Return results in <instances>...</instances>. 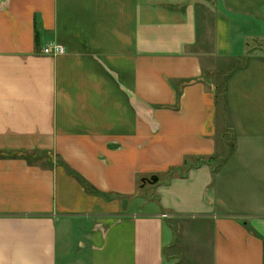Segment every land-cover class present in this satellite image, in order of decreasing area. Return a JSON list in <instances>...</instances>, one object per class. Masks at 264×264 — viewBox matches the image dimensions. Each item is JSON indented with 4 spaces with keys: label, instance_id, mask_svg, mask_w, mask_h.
Instances as JSON below:
<instances>
[{
    "label": "crops",
    "instance_id": "obj_1",
    "mask_svg": "<svg viewBox=\"0 0 264 264\" xmlns=\"http://www.w3.org/2000/svg\"><path fill=\"white\" fill-rule=\"evenodd\" d=\"M214 65L228 104L240 87L228 153ZM248 70L264 79V0H0V264H165L179 222L211 264H264Z\"/></svg>",
    "mask_w": 264,
    "mask_h": 264
},
{
    "label": "rangeland",
    "instance_id": "obj_2",
    "mask_svg": "<svg viewBox=\"0 0 264 264\" xmlns=\"http://www.w3.org/2000/svg\"><path fill=\"white\" fill-rule=\"evenodd\" d=\"M243 62L238 63L232 66V64H229V71H232L233 68H238L243 66ZM263 66V65H261ZM233 67V68H232ZM259 67V66H258ZM259 70H253V71H245L241 74H238V76L234 77V81L236 80V77H241L243 75L244 77H247V79L244 80V88L249 90L251 93L250 95H253L254 97L260 96L263 97L264 95V79L262 78ZM253 74V75H252ZM228 74L224 73L221 70L220 65H214V68L212 70V75L210 78V83L213 84L214 92L216 93V98L218 100V118L221 121L220 122V132H219V151H228L229 148L234 143V138L236 136V133L234 131L233 123L230 121L231 113H235L234 106H238V98L234 96V93L237 92V90L240 88L239 86H235L234 84H231V91L230 95H232L231 102L228 104V99L226 96L227 92V83L229 81V77L227 78ZM236 129V127H235ZM223 136L224 141L226 142V145H224L221 142V136ZM233 142V143H232ZM149 191V188L146 190ZM189 222V221H186ZM196 225V224H195ZM178 228H176V232H172L169 227H166L165 230V240L167 246H170L171 244V238L172 235L176 238L178 242V247L175 250H172L170 252V258L166 259L165 264H211V254L210 251H205L206 247V238L204 235H202L200 238L196 239V243L199 242V246L196 248L194 246L195 243L190 244L191 240L189 237V234H187V226L183 222H179L177 225ZM195 227V226H194ZM173 237V240H174ZM176 242V241H175ZM209 242V241H208ZM74 254V253H73ZM173 255V256H172ZM75 255H72L71 258H73Z\"/></svg>",
    "mask_w": 264,
    "mask_h": 264
},
{
    "label": "built area",
    "instance_id": "obj_3",
    "mask_svg": "<svg viewBox=\"0 0 264 264\" xmlns=\"http://www.w3.org/2000/svg\"><path fill=\"white\" fill-rule=\"evenodd\" d=\"M46 55H62L65 53V49L59 45H51L44 50Z\"/></svg>",
    "mask_w": 264,
    "mask_h": 264
},
{
    "label": "trees",
    "instance_id": "obj_4",
    "mask_svg": "<svg viewBox=\"0 0 264 264\" xmlns=\"http://www.w3.org/2000/svg\"><path fill=\"white\" fill-rule=\"evenodd\" d=\"M233 150H234V144L229 148V150L227 151V153H228V152H232ZM213 160H214V157H212L211 159H207V160H202V161L199 160V164H201L202 162H203V163H205V162L207 163V162H208V163L211 164V162H212ZM183 166H184V167H188V166H189V163L186 161V162H184V165H183ZM173 170H175V169H172V171H173Z\"/></svg>",
    "mask_w": 264,
    "mask_h": 264
},
{
    "label": "water",
    "instance_id": "obj_5",
    "mask_svg": "<svg viewBox=\"0 0 264 264\" xmlns=\"http://www.w3.org/2000/svg\"><path fill=\"white\" fill-rule=\"evenodd\" d=\"M142 182H143V184H146L147 182L148 183H157L158 182V177L154 176V177H152L150 179H144Z\"/></svg>",
    "mask_w": 264,
    "mask_h": 264
}]
</instances>
